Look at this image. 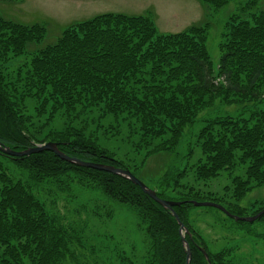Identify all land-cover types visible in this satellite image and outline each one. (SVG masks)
Wrapping results in <instances>:
<instances>
[{
  "label": "trees",
  "instance_id": "16d2710c",
  "mask_svg": "<svg viewBox=\"0 0 264 264\" xmlns=\"http://www.w3.org/2000/svg\"><path fill=\"white\" fill-rule=\"evenodd\" d=\"M200 1L220 11L232 0ZM262 3L247 0L231 16L219 44L216 69L208 52L207 23L160 33L151 15L118 12L97 14L68 26L53 43L10 68L9 58L42 41L46 27L0 15V142L24 150L53 141L69 156L128 168L135 175L134 169L115 157L108 137L91 129L95 111L97 121L112 117L117 124H138V148L152 147V140L159 139L148 156L174 148L197 113L218 98L225 104L263 102ZM57 120L62 127L53 126ZM196 136L202 158L194 165L195 180L214 178L239 162L246 168L244 178H232L235 199L264 184V102L248 117L227 115L207 121ZM0 155L26 173L25 179L14 178L0 161V264H67L73 229L47 208L34 188L74 181L81 190L98 189L137 211L148 240L144 264H185L177 221L130 180L74 165L50 150L19 157ZM179 176H165L161 180L165 187L152 189L160 198L181 202L173 209L191 233L185 235L191 249L189 264H208L200 247L211 264H232L224 250H209L193 228L189 207L194 204L189 200L213 201L235 215L248 216L244 208L181 184ZM258 219L263 220L264 213ZM120 264L131 262L121 258Z\"/></svg>",
  "mask_w": 264,
  "mask_h": 264
},
{
  "label": "rangeland",
  "instance_id": "374dc122",
  "mask_svg": "<svg viewBox=\"0 0 264 264\" xmlns=\"http://www.w3.org/2000/svg\"><path fill=\"white\" fill-rule=\"evenodd\" d=\"M246 1L232 0L220 11H215L200 0H0V15L4 18L24 24L43 23L46 27L42 41L31 43L24 53L10 57L7 65L13 68L28 61L36 50L53 43L65 28L76 22L105 12H118L149 14L160 33H175L207 23L208 52L216 69L219 44L224 39L226 25L239 5ZM260 6L264 7V3ZM263 102L225 104L218 98L197 113L174 148L152 152L148 156L147 151L159 139L152 140V147L142 145L138 148L135 144L139 141L136 133L138 124L134 121H130L131 127L123 122L115 123L112 117L97 121L95 111L91 129H96L101 137H108L106 139L115 157L134 169L136 177L149 188L156 186L162 190L165 187L162 178L180 174L177 179L181 184L192 185L204 193L212 192L223 197L229 205L238 204L244 208L245 215H252L264 206V184L250 188L242 198L235 199L232 178H244L246 168L239 162L231 169L220 171L214 178L195 180L194 165L202 158L196 134L207 121L218 116L248 117L253 110L261 108ZM53 126L60 128L62 122L57 120ZM0 161L14 178H26V173L8 157L0 155ZM71 175L78 180L74 173ZM80 188L75 181L68 185L48 183L34 188V193L46 203L47 208L60 215L62 221L73 229L72 253L66 263L120 264L121 258H129L131 264H144L148 240L139 225L137 211L107 197L98 189ZM189 221L209 250H224L232 264H264V219L241 223L214 206L194 205L189 207Z\"/></svg>",
  "mask_w": 264,
  "mask_h": 264
},
{
  "label": "water",
  "instance_id": "95a60500",
  "mask_svg": "<svg viewBox=\"0 0 264 264\" xmlns=\"http://www.w3.org/2000/svg\"><path fill=\"white\" fill-rule=\"evenodd\" d=\"M43 150H50V151L54 152L59 158L65 160V161H68L74 165L85 166V167H90V168H94V169L108 171V172H111L113 174L122 176V177L130 180L134 184L138 185L144 193L149 195L152 199H154L156 202L161 204L165 209L170 211L172 216L177 221L178 232H179V235L181 238L183 249L185 251V264L190 263L191 249L189 246V242L185 238V235L186 234L190 235L191 233H190L188 227L180 220L178 214L173 209L174 205H179L181 203L180 201H174V200L163 199V198L158 197L156 192L153 189L149 188L144 182H142L139 178H137L128 168L116 167L114 165L106 164V163L86 161V160H82V159L74 157V156H69L66 153H64L63 151H61L58 148V144L56 142H53V141H47V142L42 143V144H37L35 146L29 147V148L24 149V150H15V149L10 148L9 146L2 144V142H0V153L4 154L6 156H10V157H19V156H23V155H29L32 153L41 152ZM189 201H190V203H192L196 206H200V205L214 206V207L222 210L223 212H225L228 216L232 217L235 220H239V221H254L264 213V208H263L254 215L239 216V215H235V214L231 213L230 211H228L223 205L216 203V202H213V201H197V200H189ZM200 250L204 254V257L207 260L208 264H211L210 259H209V255L206 252V250L203 247H200Z\"/></svg>",
  "mask_w": 264,
  "mask_h": 264
}]
</instances>
